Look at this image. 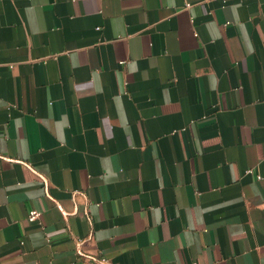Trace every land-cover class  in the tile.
<instances>
[{"label":"crops","instance_id":"crops-1","mask_svg":"<svg viewBox=\"0 0 264 264\" xmlns=\"http://www.w3.org/2000/svg\"><path fill=\"white\" fill-rule=\"evenodd\" d=\"M0 264H264V0H0Z\"/></svg>","mask_w":264,"mask_h":264},{"label":"built area","instance_id":"built-area-1","mask_svg":"<svg viewBox=\"0 0 264 264\" xmlns=\"http://www.w3.org/2000/svg\"><path fill=\"white\" fill-rule=\"evenodd\" d=\"M40 215H41V211L31 210L27 214V221L29 222L36 221L39 219ZM102 261L105 262L104 259H102Z\"/></svg>","mask_w":264,"mask_h":264}]
</instances>
